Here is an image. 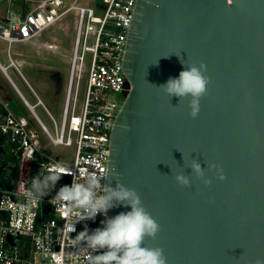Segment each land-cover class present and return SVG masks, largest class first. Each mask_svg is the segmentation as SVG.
<instances>
[{
	"label": "water",
	"instance_id": "95a60500",
	"mask_svg": "<svg viewBox=\"0 0 264 264\" xmlns=\"http://www.w3.org/2000/svg\"><path fill=\"white\" fill-rule=\"evenodd\" d=\"M177 56L203 63L210 78L196 119L187 100L157 88L184 70ZM122 71L107 174L114 169L135 188L158 222L147 243L164 250L167 264L264 260V0H137ZM193 160L209 186L196 179ZM182 173L192 187L176 183Z\"/></svg>",
	"mask_w": 264,
	"mask_h": 264
},
{
	"label": "built area",
	"instance_id": "2783aa9c",
	"mask_svg": "<svg viewBox=\"0 0 264 264\" xmlns=\"http://www.w3.org/2000/svg\"><path fill=\"white\" fill-rule=\"evenodd\" d=\"M14 1L0 3L11 9ZM23 1L32 3V7L22 13L9 12L7 22L0 24V38L8 46L25 42L51 50L53 45L38 41L41 33L69 12L76 17L65 101L59 124L54 121V134L41 125L31 106L33 118L49 138L50 146L73 148V153L70 162L61 154L43 155L30 121L15 115L7 103H0V264H61L55 255L61 251L68 256L64 264H81L80 258L86 259L87 253L73 246L69 235L72 225L52 203L55 191L38 207L25 208L21 182L57 162L75 175L62 177L56 190L87 172L107 174L110 131L122 104L112 94L124 90L122 60L137 0H100L94 8L79 5L78 0L71 4L67 0ZM83 73V99L79 102ZM103 219L98 215L95 221L77 224L76 232L85 224L90 231L101 227Z\"/></svg>",
	"mask_w": 264,
	"mask_h": 264
},
{
	"label": "clouds",
	"instance_id": "9594fccd",
	"mask_svg": "<svg viewBox=\"0 0 264 264\" xmlns=\"http://www.w3.org/2000/svg\"><path fill=\"white\" fill-rule=\"evenodd\" d=\"M177 57L184 65V70L178 78H169L165 84L156 87L170 99L175 96L180 102L187 100L189 115L196 119L200 101L207 94L210 78L206 75L207 69L203 63L199 67L195 64L185 65L181 57ZM189 167L196 179L203 180L206 187L211 184L210 179L204 178V169L196 160ZM208 168L210 171L216 170L219 180L225 179L222 170L216 165H208ZM110 174L113 180H109ZM110 174L100 176L95 172H87L80 179H73L70 185H62L56 190L62 177L75 175L65 164L57 162L46 166V170H40L27 182H21L24 184L22 206L38 207L54 190L52 203L56 211L72 225L69 235L73 246L87 253L86 259L80 258L81 264H167L164 250L147 243L155 241L158 236V222L144 207L136 189L120 182V176L114 169ZM175 180L181 187H192V180L184 173L177 174ZM121 206L131 210L111 217L108 215L111 209ZM98 215L105 217L101 227L90 231L85 224L82 231L76 232L77 224L95 221ZM55 255L60 258L61 264L68 258L63 251ZM256 264H264V260H257Z\"/></svg>",
	"mask_w": 264,
	"mask_h": 264
},
{
	"label": "rangeland",
	"instance_id": "374dc122",
	"mask_svg": "<svg viewBox=\"0 0 264 264\" xmlns=\"http://www.w3.org/2000/svg\"><path fill=\"white\" fill-rule=\"evenodd\" d=\"M72 1L73 0H67L69 4H71ZM95 3H98L99 5L101 4L100 0L77 1V4L79 5L92 6L93 8ZM75 20L76 17L74 12H69L60 21L41 33L38 37V41L53 45V49L51 50L25 42L12 44L13 47L11 48L13 58L20 61L19 68L22 69L25 77L31 85V87H29L25 84L19 77L18 72L14 70L12 72L13 77L19 79L20 81L17 86L24 87L26 89L21 88L23 94L29 102L28 105L30 107L32 106L30 105V102L35 100L36 94L41 98L46 108L38 106L34 109V107H32L42 124L53 134L54 121L57 125L59 124L65 101L69 76V60L75 31ZM0 24L4 25L5 23L0 21ZM0 48L4 49L6 53L10 51V46H8L2 38H0ZM1 66L4 68L3 65ZM9 84L10 83L7 78L0 70V101L2 103H7L8 108L15 115L24 116L30 121V124L36 134L38 149L43 155L53 157L61 154L66 157L68 162H70L72 160L73 148L50 146L48 142L50 141L49 138L45 135L42 128L35 122V118H33L28 106L22 104L17 95L14 92L12 93L10 86H8ZM84 84L85 74L83 73L80 81L81 89L78 94L79 102L83 99ZM112 97L118 100V103H121V101L123 102V98L120 93L112 94ZM35 102L36 100L34 103ZM37 105H39V102H36V106Z\"/></svg>",
	"mask_w": 264,
	"mask_h": 264
},
{
	"label": "crops",
	"instance_id": "0c3cea01",
	"mask_svg": "<svg viewBox=\"0 0 264 264\" xmlns=\"http://www.w3.org/2000/svg\"><path fill=\"white\" fill-rule=\"evenodd\" d=\"M31 7H32V3H26L23 0H15L13 2V4H12L11 9H9V7L5 3H0V21H2L3 23H6L8 17H9V14H10L9 12H13V13L20 12V13H22V12H24L25 9H29ZM12 44H15V43H12ZM11 45H10V48H9L10 51H8V53H6V51L4 49L0 48V65L4 66V69H5L6 73H7V75L9 76V78L11 79V81L14 83V85L16 83L15 86L19 90L20 94L27 101V103H29L27 98L25 97V95L23 94V92L21 90V88L22 89H25V88L17 86L20 81H19V79H16L12 75V72L14 70L17 71L18 74H19V77L21 78V80H23V82L25 84H27L29 87H31V85H30L29 81L27 80V78L25 77V74L23 73L22 69L19 68L20 67V64H19L20 61H17V60H15V58H13V53H11L12 52L11 48L13 47V45L12 46ZM9 59H11L12 64L9 63ZM8 86H10L12 93L14 92L17 95V97L19 98V100L22 102V104H24L23 100L16 93V91L13 89V87L10 84ZM35 100H36V102H39V105L36 106V102L34 103ZM35 100L34 101L31 100L33 103L30 102L31 103L30 105H32L34 107V109L36 107H38V106H43L44 108H46V106L44 105L43 101L41 100V98L37 94L35 95ZM0 103H1V101H0Z\"/></svg>",
	"mask_w": 264,
	"mask_h": 264
},
{
	"label": "bare ground",
	"instance_id": "6f19581e",
	"mask_svg": "<svg viewBox=\"0 0 264 264\" xmlns=\"http://www.w3.org/2000/svg\"><path fill=\"white\" fill-rule=\"evenodd\" d=\"M1 70V69H0ZM4 70V69H3ZM3 70H1L2 72H3ZM25 105H26V103L25 102H23ZM29 109V108H28ZM29 111H31V109H29Z\"/></svg>",
	"mask_w": 264,
	"mask_h": 264
},
{
	"label": "trees",
	"instance_id": "16d2710c",
	"mask_svg": "<svg viewBox=\"0 0 264 264\" xmlns=\"http://www.w3.org/2000/svg\"><path fill=\"white\" fill-rule=\"evenodd\" d=\"M2 141H5V139H2ZM12 161L16 163V160H12Z\"/></svg>",
	"mask_w": 264,
	"mask_h": 264
}]
</instances>
